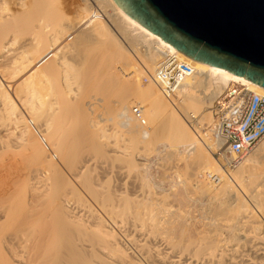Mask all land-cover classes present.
<instances>
[{
	"label": "bare ground",
	"instance_id": "bare-ground-1",
	"mask_svg": "<svg viewBox=\"0 0 264 264\" xmlns=\"http://www.w3.org/2000/svg\"><path fill=\"white\" fill-rule=\"evenodd\" d=\"M18 40L19 47L14 49ZM90 50L94 52L90 54ZM10 52L13 56L10 62H5L10 63L11 71L6 77L7 72L1 65L0 74H4L5 81L14 82V91L11 95L8 87L11 85L0 81V115L7 120L1 118L3 121H0L3 127L6 124L10 129L14 127L16 139L29 153L27 155L38 151L34 160L30 159L32 163L36 161L35 164L43 165L42 169L50 173L51 157L46 156L47 149L37 140L35 129L27 125L16 102L26 110L30 121L34 120L40 129L43 127L44 137L55 149L53 152L76 150L80 146L79 135L70 131L66 134L67 140H51L55 134L66 130L68 123L87 118L86 126L95 136V129L108 113L121 129L117 136L126 135L131 145L147 146L144 158L150 153L157 157L160 146L164 145L161 143H170L177 164L191 165L195 170L191 184L187 185L178 182L173 171L166 176L156 167L154 171L158 172L154 177L150 164H137L143 183L149 185L153 178H158L160 181H156L162 187L165 180L166 187L178 183L171 201L168 196L156 195L150 189L147 193L140 192V199L120 192L118 185L116 191L114 188L117 193L111 191L114 196L109 190L98 196L93 186H84L93 197L94 200L89 197L93 203L100 199V211L92 209L79 196L80 201L83 200L80 202L75 190L69 194L74 193L78 203L65 193L56 197L49 193L51 198L48 192V195L44 193L48 198L45 200L40 190H50L41 187L37 189L41 196L37 194L32 200L30 197L29 202L25 200L29 206L39 203V208L21 205L25 202L19 197L23 202L20 206H26L25 212L29 209L23 214L21 208L20 215L23 214L24 219L18 218L27 228L17 224L18 228L22 227L19 231L25 229L22 239H18V229H15L17 238H14L16 231L12 237L9 235L11 238L3 232V221L5 224L10 219L16 221L15 215L11 218L9 199L6 205L3 197L0 264H264V137L232 170L225 171L211 156L220 145L213 134L215 120L211 112H205L201 118L202 122L208 121L209 126H203L200 119L194 124L198 118L195 114L211 107L226 88L245 85L259 95H264V88L186 57L128 17L113 0H0V58L10 56ZM171 52L177 53L193 72L185 77L171 99H167L150 78ZM97 54H103L100 62ZM143 77L148 78L146 84L141 82ZM70 86L76 89H72L75 90L73 97L67 102L64 96L72 92ZM107 97L116 98L114 105L107 103ZM135 103L141 108L144 125L132 113L131 105ZM37 131L40 133L39 129ZM11 132L16 134L13 129ZM11 134L9 137L14 139ZM100 138L96 137L95 153L107 147ZM122 157L127 159L131 155ZM86 161L74 171L77 175L86 172L89 167L86 164H103L96 161V157ZM127 161L134 165L133 161ZM226 161L230 162L231 158ZM53 172L56 175L59 171ZM207 173L217 175L218 181L208 180ZM47 180H42V186H50ZM47 205L52 208L48 209ZM193 211H198L197 216L192 215Z\"/></svg>",
	"mask_w": 264,
	"mask_h": 264
},
{
	"label": "rangeland",
	"instance_id": "rangeland-1",
	"mask_svg": "<svg viewBox=\"0 0 264 264\" xmlns=\"http://www.w3.org/2000/svg\"><path fill=\"white\" fill-rule=\"evenodd\" d=\"M16 43L17 44L15 46H13L14 49L19 47L18 45L20 44V41L18 40V42H16ZM88 46H90V45L88 44ZM90 47H92V46H90ZM10 51L12 52L13 50H10ZM17 51H19V49ZM91 52H94V51L90 50V54H91ZM12 54L13 53H11L10 56L8 55L5 58H0V59H3V62L2 63L0 62V66L3 65V66H1V68L3 67L2 70L3 71L5 70V72H7V73H4L5 75L8 74L9 71H11L10 63H6L5 61L10 62L9 60H10V58H12V56H13ZM97 57H98V61L100 62L102 60V58H103V54H97ZM6 68L8 69V71H6ZM2 70H1L0 73H2ZM119 73H121L120 70H119ZM4 74H0L2 76V77L0 76L2 78V79L0 78V81H2L3 84H5L7 86L11 85V86H8V87H9L10 94L13 95V91H14L13 83L14 82L11 81V80L5 81V80H7L6 77H8V76L6 75V77L5 76L3 77ZM60 77H62V76L59 75L58 78H60ZM144 78H146V79H144ZM60 79H58V80H60ZM147 79H148L147 77H143L142 80H141L142 84H146L148 82ZM63 88H64V91L66 92L65 87H63ZM70 88H71L72 92H67L68 94L67 93L65 94L66 97L64 96V98L67 100V102H70V99L73 97V93H74L73 91H75V90H72V89H74V88L76 89V87L72 88V86H70ZM69 93H71L72 95L69 94ZM97 96H100V95H97ZM115 100H116V98H113V97H109L108 98L107 97L106 101H107V103L109 105L112 106V105H114V103H115L114 101ZM16 104H17V108L19 109V111L22 112L23 115L25 116V118L27 119V125L29 126V128L30 129L32 128V130L35 129V130H33V132L35 131L34 133H35V135L37 137V140L41 143L42 146H44L45 149H47V152L45 154H46V156L48 158L51 157L52 164H51V169H50V173H49L45 168L42 169L43 165L35 164V163H37L36 161H35V163H32V160H34V158L37 155L38 151L33 152L30 155H27L29 153H27L25 150H23V147H21L19 145L20 144L19 139L18 138L16 139L17 132H16V130H14V127H11V129H10L9 124H6L7 122L6 123L4 122L6 124V125L4 124L5 127H6V129H5V127H3V124H2L3 123L2 121L4 120V118L0 115L1 116L0 120L3 119L2 121H0V145L2 146V147L0 146V153L2 154V155L0 154L2 156V157L0 156V198L2 196V198L0 199V209H2L4 207V206L3 207L1 206V205H4V203H3L4 200H5L4 198H6V200H5L6 205L8 203V199H9V203L10 204L8 203V205L10 206V208H9V206H8V208L10 209V212L12 214L11 218H13V215H15L14 219L16 220V221H14V220L10 219V220L7 221V222L10 221L7 224H5L6 222L4 223V221H3V225H4L3 226V229H4L3 232H5L4 234H5L6 237H8L9 235L12 237L14 232L16 231L15 229H18V232L20 234H18V232L16 231L15 235H14V238L15 237L17 238V234H18L20 236V238H18V239H22L21 234L27 228L24 227L25 225H22V222H20V219H18V218H19V216H21L20 218H22L23 214H25L29 209L26 210V212H25L26 206H20V204L23 203L22 201L24 200L25 203H23L21 205H25L27 202L32 200L35 195L38 194V196H39L40 192H41V194L43 193V195H44V193L47 194V192H48V194L52 193L51 195H53L54 197H56V195H59V194L62 195V194L65 193V194H68L70 197L72 196V199L74 197V199L72 201H74V200L76 201V199H75V198H77L76 196H78V197L80 196L84 200H86V202L88 204H90V206H92L91 207L92 209L97 210V211L101 210L100 209L101 208V204H100L101 202L99 203L100 199L99 198H98V200L96 199V201L93 203V201H91V199L94 200L93 197L91 195H90L91 197L88 195V193H87L88 191H87L86 188H84V186H88V185L93 186L95 188L96 192L98 193V196L106 194L107 193L106 190H109L110 193H112V195H113V193L116 191V188H118L120 186L121 187V188L119 187L120 190L117 189L120 192H124L127 196H129V194H130V198L134 197V196L135 197L139 196L140 199H141L140 192L141 193L142 192L147 193L148 189H150V191L152 193L153 192L156 193V195L161 194L162 196H168L170 198V201H171V195H175L176 194V191L178 189V183L175 182L173 184H170L168 187H166V180H165V183H163L165 185H163V187H162V184H161V186L159 185V181L160 180L158 178L150 179L151 181L148 182L149 185L146 184L145 182L143 183L142 172L140 170V167L137 166V164L142 163V162L146 163L148 165L150 164L149 167L151 168L150 171H151L152 174H154V172H155L154 170H157V168L162 173H166V176L170 175L169 172L173 171V172L176 173V177H177V181L178 182H183V183H185L187 185L191 184V179L193 178L192 174L194 173L195 168L193 166H191V165H185L184 166L183 164H180V165L177 164V162L175 160L176 156L171 152L172 148L170 147V143L169 144H165V142L161 143V144H164V145L160 146L161 147V152H160V155H158L157 157H156V155L154 153H150V155L148 154L149 156L147 155L144 158L143 151L145 150V147H147V146H144L142 143H138L136 145H133V144L131 145V143H129V140H127L128 138H127L126 135H125V137H123L124 135H122L123 138L121 136H117V135L121 134V132H120L121 129L115 126L114 119L108 113L104 114L105 121L103 123H101L98 126L97 129H95V130H97V131H95L96 132L95 136L88 130V128L86 126L87 118L86 119L85 118H79L77 120H73L70 123H68L66 130H64L62 133L55 134L51 138V140L55 141V142H60V141L65 140V139L67 140L66 134L70 131L73 134H78L79 135L78 140H80V146L76 150H71V148H68V149H59L56 152H53L55 149L53 147H51L50 142L48 141L47 137H44L46 135H45V132L43 131V127L41 126L42 129L38 128L39 124H37L34 120L30 121L31 119H30L29 115H25V113L27 114V112H25L26 110L24 111V110H22L23 109L22 107H19V106H21L19 104V102H16ZM136 105H137L136 103L132 104L131 107H136ZM207 105H208V103H205V106H207ZM214 105H215V102L213 103V105L211 107L204 108V111H201V112L195 114V116H197L198 118L194 120V124L198 121V119L201 120L203 114L205 112H207V111H210L211 115L213 117L212 111H213ZM57 112H59V111L57 110ZM201 122H202V120H201ZM31 123L35 126V128H34V126ZM146 124H148L147 121H146ZM204 124H205L206 127L209 126L208 121H206V120H204L202 122L203 126H204ZM12 129H13V131L16 132V134H14V132L13 133L11 132ZM37 129L40 130L41 134H44L42 136L44 137V141L46 139L45 142L47 143L48 146L47 145L46 146L43 145L42 137L39 138L40 134L37 131ZM7 130H8V133H7ZM5 132L7 133V135H6ZM114 132H115V134H114ZM205 132H206V130H205ZM9 134H11L12 138H14L16 141L17 140L18 141L17 142L13 141L14 139H11L9 137ZM96 137H102V138H100L101 141L103 140L102 142L107 146L106 148H102L100 153H95L93 151V149H94L93 146H97ZM15 142H16V145H15ZM258 142L252 147V149L248 153L252 152L256 148ZM7 145H9V146H7ZM49 146H50V148H49ZM172 146H174V145H172ZM8 147L10 149H7ZM4 148H5V150H3ZM10 150H12V151H10ZM40 153H41V151H40ZM127 154H130L131 158H127L126 159L125 157H122V156L127 155ZM154 155H155V157H154ZM18 156L21 158V160H20V158ZM152 156H153V158H152ZM211 156L214 157L216 160H218L217 157L215 155H213L212 153H211ZM91 157L92 158L96 157V161L99 160L98 162H100V161L103 162V164L101 163L102 166L99 163H98V165L96 164V166H95L94 163L92 164V162L91 163L89 162L90 163L89 165L86 164L87 167L89 166L88 168L85 169L86 172L83 173L82 175H77L76 174L77 172H74V171L75 170L77 171L79 168H81L82 165L85 164L84 162L86 160L92 159ZM98 158H100V159H98ZM30 159H32V160H30ZM127 160L133 161L134 165H132V163H129V161H127ZM74 161H75V163H73ZM153 163H155V164H153ZM26 164H28V165H26ZM151 164H152V166H151ZM38 165H39V167H38ZM154 166H155V168H153ZM109 167L111 168V171L115 167L114 172L113 171L111 172ZM34 168H35V170H34ZM31 170H32V173L30 172ZM54 170L59 171L58 174L56 172V175H55L54 172H53ZM115 170H117V171L115 172ZM119 171L121 172V174H120ZM228 171H230V170H228ZM156 172H158V171H156ZM156 172L153 175L154 177L157 175ZM111 173H112V175H111ZM171 174H173V173H171ZM29 177H31V178H29ZM43 179L44 180H47V179L49 180V182H48V180L46 181V183L48 182L47 184L50 185L49 187H47V185L46 186H42V180ZM157 179L159 181H156ZM168 179H169V177H168ZM16 180H18V181L16 182ZM46 183H44L43 185H45ZM121 184H122V186H121ZM131 184H132L133 188H132ZM143 184L146 185L148 188H146ZM51 185H52V188H50ZM54 185H56L58 188L55 187ZM117 185H118V187L115 188V186H117ZM123 186H124V188H123ZM164 186H165V188H164ZM41 187H43V188H41ZM53 187L55 188V190L53 189ZM107 187H108V189H107ZM35 188H36V191H34ZM40 188L42 190L43 189L46 190L48 188L47 190H50V191L44 192V190L41 191ZM81 188H83L85 190H83ZM114 188H115V191H114ZM134 188H136V189H134ZM37 189H39L40 192H38L39 190L37 191ZM10 190H12V191L10 192ZM23 190H24V192H23ZM57 190H58V192H57V194H55ZM73 190H75V191H73ZM134 190H135V192H134ZM136 190H137V192H136ZM138 190H140L139 193H138ZM20 191L22 192L21 194L19 193ZM72 191L75 192L76 196H73L74 193L72 195H70ZM111 191H114V192H111ZM127 191H129L130 193L127 192ZM6 193H7V195H5ZM13 193H15V194H13ZM77 193H79V194H77ZM115 193H117V192H115ZM41 194H40V196H41ZM50 194L48 196H50ZM9 195L14 201L10 197H8ZM18 195H20V196H18ZM68 195L66 196L67 198L69 197ZM53 196H50V198L53 197ZM63 196H65V195H63ZM142 196H145V195L143 194ZM19 197L20 198L22 197L24 199L21 198L22 199V201H21V199ZM30 197H32V198L29 200ZM46 197L47 196H45L44 198H46ZM80 197H79V201H80ZM16 198L17 199L19 198V199L17 200ZM82 198H81L80 202L83 201ZM47 199L48 198H46L45 200H47ZM77 200H78V198H77ZM14 202H16V203L14 204ZM17 203H18L19 208L16 205ZM76 203H78V201H76ZM38 204L37 205L34 204V206L33 205H31V206L35 207V205H36L39 208L40 205H38ZM99 204H100V207H98ZM27 206H28V208L29 207L31 208V206H29V205H27ZM50 206H52V205H49V206L47 205V208L50 207ZM11 208H12V210H11ZM21 208L24 209V212H22L23 209L21 210ZM51 208H48V209H51ZM13 212H15V213L17 212L18 215H16L17 213L13 214ZM21 212L23 214L20 215ZM193 213L196 215V214H198V211H193L192 212V215L194 216ZM16 216H17L18 220L16 219ZM22 219H24V218H22ZM22 219H21V221H23ZM17 221H19V222H17ZM14 222H17V223H15V225H14ZM8 224L10 226H7ZM17 224H20L23 228H25V229L22 230L23 232L19 231L20 228L22 229V227L19 225V228H18ZM38 230H40V229L38 228ZM26 231H29V230H26ZM26 231H25V233L27 234ZM6 232H8V233H6ZM9 232H12V234L9 233ZM6 234H8V235H6Z\"/></svg>",
	"mask_w": 264,
	"mask_h": 264
},
{
	"label": "water",
	"instance_id": "water-1",
	"mask_svg": "<svg viewBox=\"0 0 264 264\" xmlns=\"http://www.w3.org/2000/svg\"><path fill=\"white\" fill-rule=\"evenodd\" d=\"M186 57L264 88V0H113Z\"/></svg>",
	"mask_w": 264,
	"mask_h": 264
},
{
	"label": "built area",
	"instance_id": "built-area-1",
	"mask_svg": "<svg viewBox=\"0 0 264 264\" xmlns=\"http://www.w3.org/2000/svg\"><path fill=\"white\" fill-rule=\"evenodd\" d=\"M192 72L193 69L177 53L171 52L165 56L150 79L170 99L185 77ZM132 113L141 125L145 124L139 106L134 107ZM212 114L215 120L213 134L220 141L219 147L212 154L217 157L222 168L228 171L264 137V95L253 93L245 85H232L215 102ZM39 134V138H43ZM42 142L47 145L44 139ZM227 158H231V161L227 162ZM206 177L212 182L218 181L215 174L207 173Z\"/></svg>",
	"mask_w": 264,
	"mask_h": 264
}]
</instances>
